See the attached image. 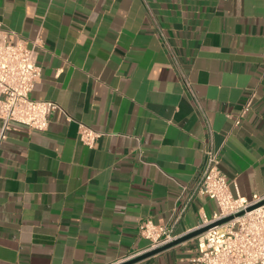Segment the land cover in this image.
<instances>
[{
	"label": "crops",
	"instance_id": "0c3cea01",
	"mask_svg": "<svg viewBox=\"0 0 264 264\" xmlns=\"http://www.w3.org/2000/svg\"><path fill=\"white\" fill-rule=\"evenodd\" d=\"M0 27L38 52L31 98L64 109L46 131L13 123L0 143V264L143 252L140 223L169 222L209 148L235 196L264 192V0H0ZM79 122L103 133L93 147ZM218 211L198 197L177 233ZM196 255L191 239L135 264Z\"/></svg>",
	"mask_w": 264,
	"mask_h": 264
},
{
	"label": "built area",
	"instance_id": "2783aa9c",
	"mask_svg": "<svg viewBox=\"0 0 264 264\" xmlns=\"http://www.w3.org/2000/svg\"><path fill=\"white\" fill-rule=\"evenodd\" d=\"M13 34L0 27V143L13 123L33 131H46L51 115L64 111L53 100L31 98L30 94L41 77L38 52L23 40L13 42ZM254 98L255 91L245 99L236 124H240L253 108ZM68 118L72 120L71 116ZM78 133L79 139L89 147H93L103 134L82 122H79ZM205 154L203 171L192 183L182 186L178 206L169 222L160 225L147 219L140 223L139 233L149 241L143 252L180 237L177 224L198 197L206 196L217 202L219 211L212 218L204 217L195 229L228 216L233 218L194 238L197 255L191 259V264H264V204L248 210L264 201V192L254 193L251 198L240 194L235 196L221 168L220 152L209 148ZM141 253L133 254L129 259Z\"/></svg>",
	"mask_w": 264,
	"mask_h": 264
},
{
	"label": "water",
	"instance_id": "95a60500",
	"mask_svg": "<svg viewBox=\"0 0 264 264\" xmlns=\"http://www.w3.org/2000/svg\"><path fill=\"white\" fill-rule=\"evenodd\" d=\"M261 204H264V201L260 202L259 204L255 205V206H252L250 207L248 210H251ZM233 218V216H228V217H225L221 220H218L216 222H213L211 224H208L206 226H203V227H200V228H197V229H193L183 235H181L180 237H178L177 239L163 245V246H160L158 248H155V249H151L149 251H145L133 258H130V259H127L126 261H123L122 263H119V264H135L141 260H144L148 257H151V256H154L158 253H161L165 250H168L176 245H179L185 241H188V240H191V239H194L196 236L206 232L208 229H210L211 227H214V226H217V225H221L229 220H231Z\"/></svg>",
	"mask_w": 264,
	"mask_h": 264
}]
</instances>
